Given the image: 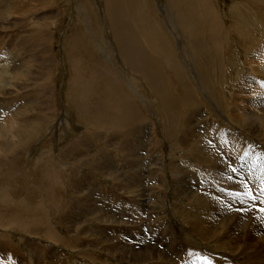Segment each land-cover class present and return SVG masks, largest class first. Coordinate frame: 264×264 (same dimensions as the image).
Instances as JSON below:
<instances>
[{"label": "bare ground", "instance_id": "bare-ground-1", "mask_svg": "<svg viewBox=\"0 0 264 264\" xmlns=\"http://www.w3.org/2000/svg\"><path fill=\"white\" fill-rule=\"evenodd\" d=\"M65 1L67 2V0H64V2ZM163 1L161 13L164 15V18L161 17L160 20H157L156 18L158 16L156 17V11L154 18H152L155 9L152 0H104V19L106 23H108L109 33L112 35L110 37L115 45L114 48L112 47L113 50H110V47L105 46L103 48L102 46L103 42L101 39L103 33L101 30V23H99L98 18L95 16L97 9L91 6L94 5V1L90 0L88 4L86 0H81L77 6L80 8L81 13L78 17H75L74 23L77 19L82 24L77 26L75 32L65 36V45H63L62 48L64 57L65 54H67L70 58L69 77L67 81L68 98L75 104L73 105L75 109H77L78 117L82 122L85 123L87 121L90 125L97 128L105 127L108 131H118L126 124H133V127H136V130L147 138V135L144 134L145 129L143 126V122H146L147 116L145 117V115L141 114L142 112L137 113V111L135 113V110L141 107V101L147 103L146 97L138 96L136 93L132 95L130 91L126 90L132 88H129L126 83V78H131L133 76L141 77L144 84L150 89L151 97L155 99L153 101L160 106L159 109L157 108L158 121H162L160 124L162 125V138L168 143L171 153L168 155L170 158L168 164L169 173L172 174L173 177L180 174V176L186 180L189 175L185 172L186 170L184 171L185 167L180 170V172H177L178 168L176 171V164H174L175 161L173 162L172 158L174 157L173 153H175L179 156V160L187 164L185 165L186 167H189L192 161V166L196 169L194 173L197 174V176L202 173L204 177L209 180H203L204 184L200 189L202 190L201 197L203 204L200 205L202 208L199 207L196 211V204L194 203L191 206L188 205L189 207L184 210L179 209L183 219L189 222L191 232L195 234L198 241H201V243L207 247L211 244L212 246L218 245L219 248L225 250H231L230 252L238 256L239 264H264V211H261L264 209V149L261 148L260 151L258 148L253 150L255 159L258 158L257 160L261 164L263 173H258L260 177H257L256 180L253 179L249 185H245L246 182L244 183L243 180V182L240 183V181L234 179L229 181L230 183L224 184L223 187L220 186L221 188L218 189L217 192H214L216 189L214 188L215 190L213 191L211 187L212 184L218 182L222 183L227 173L222 170L218 171L219 169L216 170L215 168L210 170L211 164L209 163L210 159L216 160L220 157L222 159V157L228 153L237 154L241 151V148L244 147L246 142L242 137L243 140H241V144L238 145L239 138H241H238L235 133V131L240 133L238 125L243 127L241 130L246 131L248 135L264 139V109L263 106H261L263 103L260 95L251 96V100L246 102L248 108L238 103V106L235 104L231 106L232 109H229L230 105L228 106L223 103V88L221 87V81L223 79L221 76L223 75L224 77L226 72L223 70V68L226 67L224 63H227V67L235 66L234 57L233 60H231V57V59H229L226 52L230 40L234 43H238L239 41L241 45L239 47L246 55L247 63L245 65L248 71L250 73L255 72L264 75V66H262V64L264 65V42H261L264 40L257 35L258 31L260 35L264 34V16L256 9L257 6L264 7V0H242L244 3L236 2L237 4L233 6L235 10L231 9L229 12L230 14H228L230 15V19H227L229 16L226 17L222 10H218L215 0ZM18 5V7H14L15 11L10 13V17L20 15V6L22 2H19ZM151 12L152 15H150ZM1 14H4L3 10ZM24 14H28V10H25ZM58 15L59 13L57 12L55 17L59 18ZM52 17L53 16H48L42 20H48ZM228 21H230L229 24L227 23ZM18 22L10 26L13 28L17 26L16 24ZM28 32L30 33L28 40L22 43L27 44L29 48L39 46V42L43 40V37L46 38L44 40L47 41V45H50V32L46 26L33 24L29 27ZM66 32L62 34L63 38ZM12 39L15 41L16 36H13ZM175 40L178 43V54L175 53L176 50L172 46ZM18 45H22L20 41ZM33 50L29 52L28 58L34 59L37 62L39 57L38 50ZM114 50L118 53L117 57L120 58L121 63L127 70L126 77H122L121 74L117 72L121 64L114 61ZM231 50L232 49L229 51ZM48 52L49 50L44 49V52L42 50V55H45V53L48 55ZM3 58H5V56ZM229 60L231 61L229 62ZM50 65V67H54V63L53 66L52 63ZM5 68L7 69V67ZM48 71L49 69L46 67L45 72ZM26 73L27 69L24 71V74L17 73V76L21 79L26 77ZM241 76L242 75L239 77L241 78ZM45 77L47 79L44 80V82L49 80L47 76ZM244 77L246 79L245 86H252L253 89L257 88V90L260 87L264 88L263 76L261 78L258 74L255 76L254 80L252 76ZM27 79L30 80V77L28 76ZM192 80L198 82V86L193 85ZM39 81L43 82V79L39 77ZM241 84L243 85L242 82ZM20 89L23 88L20 87ZM50 90L52 89L50 88ZM174 90L177 91L178 95ZM262 90L259 92H264ZM23 91H26V88ZM250 92L249 90L246 94ZM34 93L38 96L34 99V102L28 100L32 94L28 95L27 93L24 96L23 94L17 96L15 100L12 98L13 95L10 94L9 101L6 103L7 108L14 105V110L17 112L9 117L13 118L12 121L7 119V123L11 122L10 126L12 125V127L23 128L18 131L19 134L16 136L19 146L16 149L14 157L10 159V163L8 157H3L4 160H1L2 164L8 166L6 174H10L13 178H17L19 175V177H22L20 167L16 168L18 170L20 169L19 171H12L15 157L18 159L20 155L23 156L25 150H27V154H29L30 151L34 154L37 149L36 142L39 141L43 131H49L51 129L48 125L51 121L48 117V111L53 110L49 104V98H51L52 93L50 94L48 89ZM35 94L33 96H35ZM93 95H96L95 105L90 102L94 99ZM171 95L174 97H171ZM242 97L244 98L245 96ZM38 99H45L47 101V103L43 105V108H40L41 111L36 110V106H39ZM143 105L146 106V108L148 107L147 104ZM32 107L37 112H35L36 114H34L33 117H30L29 113H31ZM251 109L254 111L253 113ZM222 110H229L232 114H227V117H225L221 114ZM260 110L263 114H261V116L257 113ZM112 112L115 113L112 114ZM66 118L63 116L62 120L59 119L58 125H63ZM201 130L206 131V134L211 136L209 139L213 138L214 141H219L222 148L220 150H216L217 148L209 149L210 151L208 148H205V150L198 149L199 146L203 145L199 139ZM153 131L154 138L156 135L155 129ZM95 137L96 136H93V138ZM224 140H226L227 143H224L226 142ZM84 143H86V141ZM146 143L147 147L148 144H150L151 147L146 154H148L151 161H153L155 155L159 153L157 147H160V142L153 139ZM87 144L88 143H86V146ZM121 145L124 147L123 143ZM7 147L10 146L2 139L0 141V151H2V149L5 151ZM125 147L127 148V146ZM140 147H144L145 149L146 146L142 144L139 148ZM252 147L253 146H251V148ZM28 150L30 151L28 152ZM102 156H104V154ZM61 157L63 158V156ZM99 158L101 162L105 159H102L103 157ZM107 158L109 160L108 162L112 164V158L110 156H107ZM206 161H208V165H206ZM233 163L236 164L235 161ZM2 164H0V167L3 166ZM92 164L94 167L90 162H87L86 167L91 170V173L95 172L100 175L99 164L101 163L92 162ZM38 166L33 178L37 179L41 186L45 188V193L52 199V203L45 209L46 207L43 208L44 206L42 205L34 207V202L19 201L10 198L11 196L4 195L5 197L0 200V205L5 204L8 206L7 208L1 209L0 218H2L0 219V223L3 221L2 223L12 227L18 222L20 229H22L26 235H29L30 238H37L41 235L45 236V241H49L51 244H64V242L67 241L63 239V241L60 240L58 238L59 235L57 236L54 231L48 228V219L45 213L48 210L53 213V215L55 212V215H60L62 217L64 211L61 210L62 206L57 201V199L59 200L58 191H60L61 186H65V180L70 181L76 176L71 175L64 167H55L51 155L50 158L46 156L40 164L38 163ZM255 166L254 168L257 167ZM163 169H165L164 163L163 165L157 164V167L151 171V177L161 176L160 173ZM65 173H68V178L66 177L67 179L63 180ZM124 173L125 172H123L122 175ZM3 175L4 174L1 175V178ZM89 175L90 174H88V176ZM88 176L85 178L88 179ZM93 177L96 176L94 175ZM98 177L102 178L101 175ZM26 180L29 179L26 178L25 181ZM80 180L82 181V178ZM94 180L96 181L99 179L96 178ZM83 183L85 182L83 181ZM88 186H90V184ZM94 187L95 185L93 189ZM217 198H222L225 201L219 203L221 205H218L216 203ZM76 200H78V198H76ZM179 202L181 203V201ZM231 202H236L237 205H239L238 208L235 210L228 208L227 205ZM176 205L178 204L173 203L171 207L176 209ZM199 209H201V213ZM10 210L14 212L13 216H11L12 212ZM8 215L11 216V218L8 217ZM73 217L76 218L75 216ZM66 219L71 218L68 217ZM63 221L67 220L63 219ZM165 228H168V226L163 227L164 231ZM82 230L84 231L86 229ZM239 231H243L241 235L236 234ZM216 240L217 242H215ZM72 241L75 244L81 242L80 240H76V238H72ZM65 244L69 245V243ZM72 245L74 246V244ZM176 246L177 245L174 246V249L177 250V253L179 250V254L185 251L184 256L187 258L189 264H231L228 261L221 262L215 258L204 256L197 249L198 245L195 242L185 246L181 244L178 245V247ZM149 259L152 261L155 260L154 257H150Z\"/></svg>", "mask_w": 264, "mask_h": 264}, {"label": "rangeland", "instance_id": "rangeland-1", "mask_svg": "<svg viewBox=\"0 0 264 264\" xmlns=\"http://www.w3.org/2000/svg\"><path fill=\"white\" fill-rule=\"evenodd\" d=\"M70 1H65L67 3L66 4L64 0H0V116L2 117H0L2 119H0V141L3 139L5 142H7V145L10 146L6 148L7 150L5 149L4 151V149H2V151H0V164H2L1 160H4L3 157H8L9 163L10 159L14 157L16 149L19 146L16 136H18V131L22 128L12 127V125L10 126L11 122L7 123V119H9V121H12L13 118L9 117L13 116L16 112V110H14V105H11L7 108L6 103L9 101L10 94L13 95V100H15L17 96L22 94L23 96L27 93L28 95L32 94L28 98V100L30 102H34V99L38 97L34 92L48 89L50 91V94L52 93L51 98H49L50 101H48L51 109H53L48 111V117L51 120L48 125L51 127V129L49 131L45 130L46 132L43 131V134L40 136L39 141L36 142L37 149L35 153L32 154V152L28 150V152L30 151V153L27 154V150H25L23 156L20 155L18 159H16L15 157L14 161L16 165L13 162L12 171H19L20 169L18 170L16 168L20 167L22 177H19V175V178H13V176H10V174H6V171L8 170V166H5L6 164H2L3 166L0 167V178L1 175L4 174L0 179V200L1 198L5 197L4 195H8L9 197L11 196L10 198H14L15 200L17 199L19 201H32V203L34 202V207H36L37 205H42L44 206L43 208L46 207L45 209H47L50 204H41V200H46V202L49 200L50 203L52 202V199L45 197V194H43V190L41 189V184L37 179L33 178V176L36 172V168L39 167L38 163L40 164L46 156L50 158L51 155L55 167H64L73 176L75 175L71 172L74 171V164L77 168H81L82 171L85 172L87 171V169L84 170V166L87 165V162H90L93 167L94 165L92 164V162L101 163L99 164V167L100 175L102 178L98 177L100 175L95 172L91 173L90 169H88L86 176L90 174L89 176L93 178L92 180L94 182V179L96 178H98L99 180L102 179L101 185L105 189V192L96 194L94 198L100 202L98 204V207H100L104 211L101 210L102 218L97 219L96 222L95 219H92V217L86 218L87 221L84 222L83 216L80 217L81 224L77 225V217L76 224H74L72 218L65 219L67 221H63L60 215H55V212L53 215V213H51L50 211L45 210V214L47 215L48 219V228L54 231L57 236L59 235L58 238L60 240L63 239L67 241L64 242V244L59 243L58 245H54L49 241H45V236L40 235L37 238H30L29 235H26V233L22 229H20L18 222L11 227L8 226V224L2 223L3 221H1L0 264H189L187 258H185L184 256L185 251H182L179 254L180 250L177 253V250L174 249V246L177 245L176 247H178V245L180 244L182 246H185L194 242L198 245L197 249L206 257H212L213 259L215 258L216 260L221 262L228 261L231 264H239L238 256H236L235 253L230 252L231 250H225L219 248L218 245L212 246L211 244L207 247L203 245L201 241H198L195 237V234L190 230L191 226L189 225V222L183 219L180 210H184L195 203V209L197 211L200 205L203 204V200L201 197L202 190L200 189L203 187V180H205L206 178L202 173H200L198 176L194 173L196 169L193 168L192 161L190 163V166L186 167L185 165L187 164L182 160H179V156L175 153H173L174 157L172 158L173 162L175 161L174 164H176V171L178 168L177 172H180V170L185 167L184 171L186 170L185 172L189 175L186 180L181 177L180 174L176 177H173L172 174L169 173L168 164L170 158L168 155H170L171 153L168 143L162 138V125H160L162 121H158L157 113L160 106L158 105V103L153 101L155 99H152L151 91L150 89H148L147 85L144 84V81L141 77L133 76L131 78H126V83L128 84L129 88L132 87L131 89L126 90L130 91L132 95H135L136 93L138 96L146 97L147 103H143V101H141V107L136 109L135 113L138 111L137 113L142 112L141 114L145 115V117L147 116L146 122H143V126L145 129L144 134L147 135L148 140L146 136H143L139 131L136 130V127H133V124H126L123 128H120V130L117 129L118 131H108V129H106L105 127L97 128L93 125H90L87 121L84 123L79 119L77 115V109H75L74 106L75 104L71 99L68 98L67 95V81L69 77L68 72L70 68V58L67 54H65L64 57L62 51L63 45H65V36L67 34H72L73 32H75L77 26L82 24L77 19L74 23L75 17H78L81 13L80 8L77 7L81 0ZM93 1L94 5L91 6L92 8L97 9L95 16L96 18H98L99 23H101V30L103 34L102 39L101 36L100 39L103 42L102 46L103 48L105 46H108L110 47V50H113L115 46L113 44L114 41L110 37L112 35L111 33H109L108 23H106L104 19V0ZM215 1L217 2L216 7L218 8V10H222L226 17L229 16L227 19H230V15H228L230 14V10H235L233 6L237 4L236 2H242V0ZM19 2H22V5L20 6V15H14L10 17V13L15 11V8L19 6ZM86 2L89 4L90 0H86ZM152 2L155 8L153 15L152 12L150 13V15H152V18H154L155 11L156 17L158 16L156 18L157 20H160L161 17L164 18V15H162L161 13L163 5L162 3L164 1L152 0ZM256 9L260 12L261 15L264 16V7L257 6ZM2 10L4 14H1ZM25 10H28V14H24ZM57 12L59 13V18L55 17ZM48 16L53 17L48 20H42L43 18ZM16 22H18L16 24L17 26L12 28L10 25ZM227 23L229 24L230 21H228ZM33 24H41L47 27L50 32V45H47V41L44 40L46 39L45 37L42 38L43 40L40 41L41 43L39 42V46L37 47L29 48L27 44L22 43L23 41L28 40V37L30 35L28 29ZM64 32H66V34L63 38L62 34ZM258 32L257 35L259 36V38L264 40V34L260 35ZM13 36H16L15 41L12 39ZM19 41L22 45H18ZM238 44L239 41L238 43H234L232 40H230L229 46L226 50L229 59L232 58L231 60H233L234 57L235 66L227 67V63H224V66H226L227 68H223V70L226 72L224 77L223 75L221 76L223 78L221 81V87L223 88V103L228 106L230 105L229 109L232 105L236 104V106H238V103L242 104V106L245 107L247 105L246 102H249V100H251V96L259 94L262 98L263 103L261 106H263L264 109V92H259L262 89V91H264V88L260 87L259 89L261 90H257V88H254V91L252 86H245L246 79L244 77L252 76V79L254 80L256 75L259 74L261 78L262 76L264 77V75L255 72L250 73L248 71L247 66L245 65L247 63L245 52L240 49L239 46L241 45ZM172 46L176 50L175 53L178 54V43L176 40L174 41V44ZM44 49L49 50V56L46 53V56L42 55V50L44 52ZM230 49L232 50L229 51ZM32 50L38 52L39 57L37 62L34 59L28 58L29 52H32ZM113 52L114 61H117L121 64L119 66L122 70L118 68L117 72H119L122 77H126L127 70L125 66H123V64L121 63L120 58L117 57L118 53L115 50ZM4 56L5 58H3ZM231 60H229V62ZM51 63L52 66L54 63L53 68L50 67ZM262 66L264 65L262 64ZM5 67H7V69ZM46 67H48L49 69L48 72H45ZM26 69V74L30 77V80L27 79V75L26 77L21 79L17 76V73L24 74V71ZM240 75H242L241 78L239 77ZM45 76H47L49 80L44 82V80L47 79ZM39 77L43 79V82L39 81ZM239 79L242 81H240ZM241 82L243 83V85L241 84ZM192 83L193 85L198 86V82H195V80H192ZM194 83H196L197 85ZM20 87L23 89H20ZM25 88L27 93L26 91H23ZM50 88L52 90H50ZM249 90L251 91L250 93L252 95L250 93L246 94ZM175 92L177 94V91ZM34 94L35 96H33ZM242 96H245V99ZM171 97L174 96L171 95ZM93 98L94 99H92L90 102L95 105L96 95H93ZM37 101L39 103V106H36V110L41 111L40 108H43V105L46 104L47 101L45 99H38ZM143 104H147L148 107L146 108V106H144ZM36 110H34L32 107V111L31 113H29V116L33 117L34 114H36L35 112H37ZM221 112L220 113L225 117H227V114H232L229 110H222ZM251 112L253 113L254 111L252 110ZM114 113L112 112V114ZM257 113H259L258 115L260 116L262 114L261 110ZM63 116H65V118L67 117L64 121V124L58 125V122L62 120ZM238 128L240 133L238 131H235L238 138L241 137L239 138L240 142L238 141V145L241 144V140H243L244 138L246 142V144L244 145L245 148L242 147L241 151H239V153L237 154L228 153L224 155L222 159L220 157L219 159H210L209 161V163L211 164L210 170L215 168L216 170L219 169L218 171L222 170L227 173V176L225 175V179L222 181V183L218 182L212 184L211 187L213 188V191L216 189L214 192H217V190L223 187L224 184H228L230 183L229 181H232L234 179H237V181H240V183L244 181V183L246 182L245 185H249L251 181H253V179L256 180L257 177H260L258 175L263 173L261 164L257 160L258 158L255 159L253 150H256L257 148L259 151L261 150V148L264 149V139L248 135L246 131L241 130L243 127H240L239 125ZM154 129L156 134L155 137L157 136L156 138H153ZM206 135V131H200L199 139L201 140L203 145L199 146L198 149L200 148L201 150H205V148H208V150H211L217 148L216 150H220L222 148L219 141H214L213 138L209 139L211 138V136ZM93 136L96 137L93 138ZM153 139L160 142V147H157V151H159V153H157L154 160L151 161L148 154H146L149 152L151 147L150 144H148L147 147L146 142H148L149 140L152 141ZM80 140L83 143L85 141L86 143H88L87 146L86 143H84L85 146L83 145L84 149H86L84 155L79 156V154H75V157L70 156V159H66V157L64 158V156H66V154H68L69 152L68 149L77 145V143H79L78 141ZM122 143L124 147L121 145ZM224 143H227V141ZM142 144L146 146L145 149L144 147H140L141 149L139 148V146ZM250 145L253 147L251 148ZM125 146H127V148ZM99 153L100 156L103 157L102 159L105 158L103 162H101V159L98 156ZM103 154L104 156H102ZM61 156H63V158ZM107 156H110L112 158V164L108 162L109 160ZM217 160H219L220 162L222 160V162L220 163ZM234 161L236 164L233 163ZM163 163L165 169H163V171L160 173L161 176L151 177V171H153V169L157 167V164L163 165ZM206 165H208V161H206ZM254 166L256 168H254ZM80 171L81 170H75V174L77 173V176L85 175V173ZM123 172L125 173L122 175ZM94 175L96 177H93ZM25 177L29 180L25 181ZM66 177L68 178V173L64 174L63 180L67 179ZM164 178L167 180H165ZM206 180L209 181L208 179ZM68 181L69 180H65L64 185H66ZM63 191L58 192H61L62 194ZM77 193L80 200L82 199V197H86V190L83 186L78 188ZM81 193H83L84 195H82ZM59 197L60 193H58V198ZM57 201L59 202L60 200L57 199ZM179 201H181V203ZM224 201L225 200H223L222 198H217L216 203L218 205H221L219 203H223ZM59 203L62 206L63 201H60ZM173 203L178 204L176 205V209L174 207H171ZM65 205L66 208L64 209V211L71 213L70 203H68V200L65 202ZM236 205V202H231L227 206L228 208L235 210L239 206ZM7 206L5 204L0 205V212L2 208H7ZM199 212L201 213V209H199ZM13 215L14 212L11 213V216ZM11 216L8 215V217L10 218ZM194 222L197 223L196 221ZM164 226H168V228H165V231L163 229ZM82 229L86 230L83 231ZM242 232L243 231H239L236 234L241 235ZM72 238H76V240H80L81 242L75 244L72 241ZM71 242L72 244H74V246L71 244ZM215 242H217V240ZM65 243H69V245ZM150 257H154L155 260L152 261L151 259H149Z\"/></svg>", "mask_w": 264, "mask_h": 264}, {"label": "crops", "instance_id": "crops-1", "mask_svg": "<svg viewBox=\"0 0 264 264\" xmlns=\"http://www.w3.org/2000/svg\"><path fill=\"white\" fill-rule=\"evenodd\" d=\"M77 115H78V111H77ZM79 145L78 146H74L73 148H70L69 149V152L68 154H66V156H64V158L66 157V159H70L72 156L75 157V154H79V156H82V154L84 155V152H85V149H84V143L80 141H78ZM81 143V144H80ZM83 146V148H82ZM77 150H76V149ZM81 148V149H80ZM84 149V150H82ZM74 151V152H73ZM71 156V157H70ZM99 157L100 156V153L98 155ZM71 162V161H70ZM74 163V162H73ZM84 170L87 169L88 171V168L86 166H84ZM75 170H81V168H77L74 164V171L72 172L76 177L73 178L72 180L68 181L67 184L60 188V191H63V195L60 193V197H59V200L62 202L63 201V204H62V207H61V210L64 211V209L66 208V205H65V202L68 200V203H70V211L71 213H66V211H64L62 214V218L63 219H66L68 217L72 218V221H74V224H76V218H74L73 216L77 217V225H80V220L81 218L80 217H83L84 216V222L87 221L86 218L88 217H92V219L94 220L95 219V222L97 221V219H101L102 218V214H101V208L98 207V204L100 203L98 200H96L94 198V196L98 193H103L105 192L104 191V188L103 186H101L102 184V181L101 180H96L95 182L92 180L91 177L88 176V179L87 176H85L87 174V171H82L83 173H85V175L83 176H77L75 174ZM82 178V181L80 180ZM86 177V178H85ZM81 181V182H80ZM83 181L85 183H83ZM80 182V183H79ZM87 182V184H86ZM94 182V184H93ZM90 184V186H88ZM100 184V185H99ZM95 185L94 189H93V186ZM84 187L85 190H86V198L82 197V199L80 200L79 199V196H78V193H75L78 191V188L79 187ZM88 186V187H87ZM41 189H43V194H45V197L47 198H50L46 193H45V188L41 187ZM99 189V190H98ZM75 191V192H74ZM58 193V192H57ZM82 195H84L83 193H81ZM69 197V198H68ZM76 198H78V200H76ZM66 200V201H65ZM25 202H30L32 203V201H29V200H24ZM42 201V202H41ZM40 202L41 203H44V204H50L52 202L49 203V200L46 202V200H41ZM59 201V202H60ZM47 205V206H48ZM72 208V210H71ZM104 211V210H102ZM73 215V216H72ZM92 220V221H93ZM81 230V229H80Z\"/></svg>", "mask_w": 264, "mask_h": 264}, {"label": "snow or ice", "instance_id": "snow-or-ice-1", "mask_svg": "<svg viewBox=\"0 0 264 264\" xmlns=\"http://www.w3.org/2000/svg\"><path fill=\"white\" fill-rule=\"evenodd\" d=\"M261 211H264V209H262Z\"/></svg>", "mask_w": 264, "mask_h": 264}]
</instances>
